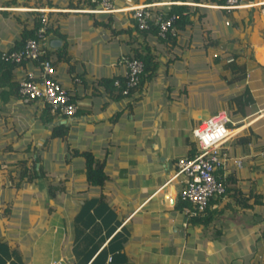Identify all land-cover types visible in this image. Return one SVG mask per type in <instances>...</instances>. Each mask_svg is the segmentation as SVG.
<instances>
[{"label": "crops", "instance_id": "1", "mask_svg": "<svg viewBox=\"0 0 264 264\" xmlns=\"http://www.w3.org/2000/svg\"><path fill=\"white\" fill-rule=\"evenodd\" d=\"M153 2L163 15H186L173 40L138 30L123 10ZM112 3L114 11L102 13L86 1L0 0V51L32 26L35 11L47 12L52 76L77 104L70 119L43 125L40 101L0 98L18 112L10 130L0 123V264H264V41L260 62L250 60L241 10L225 12L210 0ZM133 53L152 56V74L115 97L106 80L120 76L117 59ZM27 72L37 65L17 66L14 78ZM245 89L250 101L237 111L230 100ZM221 109L233 131L226 147L239 164L216 172L225 191L191 224L169 177L179 157L195 152L191 129ZM57 123L64 135L49 138ZM74 150L102 163V185L87 183ZM22 159L38 160L44 176L16 187L8 171L17 174ZM49 184L59 186L54 198Z\"/></svg>", "mask_w": 264, "mask_h": 264}, {"label": "built area", "instance_id": "2", "mask_svg": "<svg viewBox=\"0 0 264 264\" xmlns=\"http://www.w3.org/2000/svg\"><path fill=\"white\" fill-rule=\"evenodd\" d=\"M75 3L88 2L93 12L109 13L114 11L112 0H73ZM158 3H142L123 9L131 13L134 25L138 30H146L149 22L157 27V36L165 38L167 34L174 35L173 22L177 15L170 13L163 16L154 9ZM257 6L264 15V0H224L219 8L225 12L247 9ZM39 25L34 36L28 38L22 47L16 50H2L0 59L19 64L22 61L37 62V72H27L18 82V95L21 103L38 100L47 105L49 112L57 117L70 119L77 110V104L69 94L53 78L54 68L49 60H39L47 48V12L38 9ZM225 24H228L225 21ZM262 46V40L253 35L248 57L260 62L257 52ZM123 68L118 78L113 79L112 85L120 88L122 95H127L134 88L143 71L142 62L133 57L123 55L117 59ZM122 79V84H121ZM230 117L225 109L218 110L204 120L199 121L192 129L191 136L195 143V152L191 157H179L175 164L170 180L178 185L177 199L183 203L181 212L188 218L203 213L209 199L224 193L225 187L217 177L216 172L225 171L229 162L239 164L231 157L226 141L231 137L232 130L226 125Z\"/></svg>", "mask_w": 264, "mask_h": 264}, {"label": "trees", "instance_id": "3", "mask_svg": "<svg viewBox=\"0 0 264 264\" xmlns=\"http://www.w3.org/2000/svg\"><path fill=\"white\" fill-rule=\"evenodd\" d=\"M210 1L220 5L223 3L224 0H210ZM167 15H169V14H166L163 16H167ZM186 23H188L186 15L178 14L176 19L173 22V26L174 27L177 26L178 28H182L184 26V24H186ZM38 25H39L38 12L35 11V17L33 19L32 26L28 29H26L25 27L22 28V30L20 31L19 39L17 40L15 45L12 46L11 48L7 49V50L8 51L16 50V49H19L20 47H22V45L26 39L32 38L34 36V31L38 27ZM47 30H48V28H47ZM146 30L147 31L150 30V32L152 34H154L157 38H159L156 34L157 33V27L152 22H149V26ZM146 30H141V31H146ZM167 38H171L173 40L174 37H172V35H170V34H167L165 38H159V39L163 40V39H167ZM0 53H1V51H0ZM47 53H48V51L46 50L45 54L43 56H41L39 58V60H45V59L48 60L49 56L47 55ZM129 57L137 58L143 64V71L140 75L139 81H138L137 85L134 88H132V89H135L136 87H138V85L143 83L144 80H146V78L151 76L152 68L155 65V61L153 62L152 56L148 55V54L133 53L132 55H129ZM31 62L36 66L38 61H31ZM23 63H25V61H22L21 63L16 64V63H11V62L4 61V60L0 59V98L2 99V102L4 104L6 102H8L10 97L15 98V99H17V98L19 99L18 82L26 74L23 75L19 80H17L14 78V69ZM50 63H51V61H50ZM51 64L53 65V63H51ZM231 64H233V63H231ZM115 78H118V77H111V78L106 80L107 83L109 84V86L112 89H114V91L116 92L115 97H120V96L127 97V96H129L130 93L132 92V89L129 90L127 95H122L120 92V88H117V87L112 85V81ZM121 84H122V79H121ZM33 101H36V100H32V101H29V102L23 103V104H29L30 102H33ZM249 101H250V95H249L247 89H245L241 95H238V96H236L230 100V102L234 103L237 106V111L240 110V107H238L239 104L246 105ZM242 113H244V112H242ZM38 116H39V120L42 122V124L47 125V124L51 123V121L53 120V118H55L56 115L51 114L49 112V108L47 105H42V109H41L40 113L38 114ZM64 133H65V127L62 124L57 123L51 127V133L49 135V138L62 137L64 135ZM73 154L80 156L83 159L84 174H85V178H86L87 183H89L91 185H96V186L102 185V183L105 180L106 175L103 171L102 163L94 157L93 153L90 150H82V151L74 150ZM36 163H38V160L33 162L31 164V166H26L25 161H23V159H22V161L18 160L16 162V165L18 166V170L16 172L17 174H11L10 170L8 171L9 178L10 179L13 178L17 181V183H14V186L18 187L20 185V182H22V181L23 182H31L34 179L42 178L44 176V173L42 171V167L40 165H38V167H35ZM58 188H59L58 185H50L49 184L47 186L48 197L54 198L55 192H56V190H58ZM182 205L183 204L180 201H178L177 208L181 209ZM199 219H200L199 215L190 216V217H188V222L192 224V223L198 221Z\"/></svg>", "mask_w": 264, "mask_h": 264}, {"label": "rangeland", "instance_id": "4", "mask_svg": "<svg viewBox=\"0 0 264 264\" xmlns=\"http://www.w3.org/2000/svg\"><path fill=\"white\" fill-rule=\"evenodd\" d=\"M206 2H209V0H206ZM261 17H264V15L262 14L260 8L257 6L249 7L247 9H241L239 23L241 27L249 28L250 32L252 33L250 35V40L252 39L253 35H256L259 39L262 40V42L264 41V35L262 36V34L255 32V30L264 22V20H262ZM227 21H228V24L231 27H233V29L235 28L237 29L239 27L237 22H232L231 20H227ZM249 48H250V45H249ZM14 107L15 106L10 107V106H6L3 104L0 105V114H4L3 116H5L4 121L0 122L2 125L5 126L3 128L10 130L12 126L14 125L13 122H11L10 120L11 118H9L10 116H12L11 114H14L16 112ZM18 111L22 113H28L27 111H25V108L23 107L22 109L21 107H19ZM226 125L228 126V123Z\"/></svg>", "mask_w": 264, "mask_h": 264}]
</instances>
